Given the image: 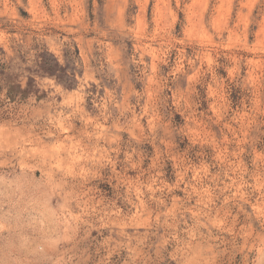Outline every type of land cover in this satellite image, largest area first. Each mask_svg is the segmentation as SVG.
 Wrapping results in <instances>:
<instances>
[{"label":"clouds","instance_id":"obj_1","mask_svg":"<svg viewBox=\"0 0 264 264\" xmlns=\"http://www.w3.org/2000/svg\"><path fill=\"white\" fill-rule=\"evenodd\" d=\"M0 264H264V0H0Z\"/></svg>","mask_w":264,"mask_h":264}]
</instances>
